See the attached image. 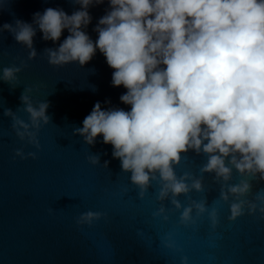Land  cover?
Wrapping results in <instances>:
<instances>
[{
	"label": "clouds",
	"instance_id": "clouds-1",
	"mask_svg": "<svg viewBox=\"0 0 264 264\" xmlns=\"http://www.w3.org/2000/svg\"><path fill=\"white\" fill-rule=\"evenodd\" d=\"M5 2L0 0V10ZM72 2L81 7L71 15L49 7L34 13L33 23L17 19L14 25L0 26V32H10L32 60L37 56L33 46L37 27L44 41L54 43L67 29L69 35L58 48L44 49L54 67L70 63L83 67L97 50L105 57L113 69L111 84L126 89L119 99L130 110H104L96 102L73 134L93 146L102 136V142L112 146V157L120 161L122 172L131 174L140 199L153 182L159 186L161 206L154 218L168 221L167 200L180 212L181 225H195L207 214L215 230L217 208L210 209L206 198L190 197L193 191H204L206 173H214V180L221 183L220 200L228 203L233 198L229 220L245 210L250 215L259 211L264 218V189L257 191L255 202L244 199L252 191V180H264V0H107L110 8L93 29L98 34L95 41L82 29L92 19L88 8L105 0ZM25 66L4 67L0 80L14 89ZM32 91L24 88L23 108H17L28 114L29 122L8 108L3 115L11 118L21 141L39 150L37 134L51 122L50 103L34 105ZM190 150L207 157L200 176L187 171L178 176L175 169ZM15 156L38 158L37 152L25 154L23 149H17ZM87 159L100 164L99 155ZM108 164L105 161L103 167ZM234 170L242 179L231 184ZM182 195L188 197L187 205L181 203ZM105 216L87 211L76 223L91 226ZM163 243L179 251L171 234ZM181 264H188L187 256H181Z\"/></svg>",
	"mask_w": 264,
	"mask_h": 264
},
{
	"label": "water",
	"instance_id": "water-1",
	"mask_svg": "<svg viewBox=\"0 0 264 264\" xmlns=\"http://www.w3.org/2000/svg\"><path fill=\"white\" fill-rule=\"evenodd\" d=\"M49 7L71 15L81 6L72 0H6L0 10V26L14 25L17 19L33 23V14ZM109 8L107 0L88 8L92 19L82 30L93 41L98 38L93 29ZM42 35L37 27L33 38L37 56L28 60V49L10 32H0V70L26 64L14 89L0 80V264H181V256L188 257V264H264L262 214L250 215L245 210L244 215L229 220L233 198L228 203L219 199L221 183L214 180V173L204 174V191H193L190 197L197 201L206 198L210 209L217 208L215 230L207 214L195 225H181L180 212L167 200L168 221L153 217L161 206L159 186L153 182L140 199L139 189L130 182L131 174L122 172L120 161L112 157V146L104 144L102 136L93 146L73 134L96 102L104 110H130L119 99L126 89L112 86L113 69L99 50L83 67L78 63L51 66L44 49L58 48L69 32L63 30L55 43L44 41ZM26 87L33 89L34 105L44 100L50 103L47 114L51 122L42 125L37 134L39 150L21 141L11 127V118L3 115L8 108L29 122L26 112L17 111L23 108L20 96ZM17 149L25 154L37 152L38 158L21 159L15 156ZM90 155H99L100 164L92 165L87 159ZM206 159L190 150L175 171L178 176L187 171L199 177ZM105 161H109L107 168L103 167ZM241 179L234 170L229 183ZM251 183L252 191L244 199L255 202L264 180ZM179 199L184 205L189 203L188 197ZM87 211L106 216L91 226L78 225L77 218ZM169 234L179 251L164 246Z\"/></svg>",
	"mask_w": 264,
	"mask_h": 264
}]
</instances>
